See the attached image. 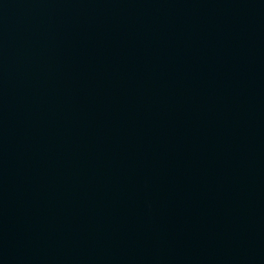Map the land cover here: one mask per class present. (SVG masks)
Wrapping results in <instances>:
<instances>
[{"label": "water", "instance_id": "95a60500", "mask_svg": "<svg viewBox=\"0 0 264 264\" xmlns=\"http://www.w3.org/2000/svg\"><path fill=\"white\" fill-rule=\"evenodd\" d=\"M0 264H264V0H0Z\"/></svg>", "mask_w": 264, "mask_h": 264}]
</instances>
